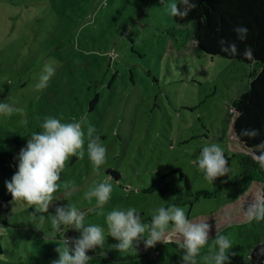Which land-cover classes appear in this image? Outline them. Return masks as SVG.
Instances as JSON below:
<instances>
[{"label":"rangeland","instance_id":"rangeland-1","mask_svg":"<svg viewBox=\"0 0 264 264\" xmlns=\"http://www.w3.org/2000/svg\"><path fill=\"white\" fill-rule=\"evenodd\" d=\"M177 1L0 0V103L23 109L0 114V136L13 153L7 172L0 174V201L7 198L0 209V264L59 260L57 248L64 239L51 222L59 207L74 206L85 213V227L104 230V244L87 252L92 257L87 264H122L111 262V256L134 254L148 231L138 246L117 249L120 241L110 236L106 221L113 210L135 208L141 222L150 225L160 207L183 208L187 218L221 208L203 220L212 225V235L228 223L248 220V204L264 198V187L256 184L231 203L242 186L241 166L228 151L224 132L256 65L200 48L193 25L179 24L170 14L168 5ZM45 65L53 74L38 88L47 75ZM94 89L100 99L89 109ZM47 117L61 123L86 117L85 144L82 158L66 161L60 187L42 213L13 200L6 182L18 171L27 145L13 136L42 129ZM89 126L107 149L99 169L88 156ZM210 144L223 149L231 168L212 182L198 167L203 147ZM178 169L188 176L189 189ZM100 183L111 184L112 192L97 208L96 199H86L85 193ZM60 226L70 231L68 247L74 249L83 229Z\"/></svg>","mask_w":264,"mask_h":264},{"label":"clouds","instance_id":"clouds-1","mask_svg":"<svg viewBox=\"0 0 264 264\" xmlns=\"http://www.w3.org/2000/svg\"><path fill=\"white\" fill-rule=\"evenodd\" d=\"M164 3V0H160ZM180 3L187 7L182 11L176 3L168 5L170 14L173 16L185 17L188 10L196 7L195 3H189V0H180ZM238 33H247L245 28H237ZM221 51H228L222 48ZM231 51L236 52L235 45H232ZM244 57L251 60L253 58V49L247 47ZM47 75L41 77V83L38 88L46 86L47 80L53 74V69L45 65ZM23 112L21 108H12L7 103H0V114L10 116L13 112ZM86 117L81 118V122L61 123L59 119L47 117L41 125L42 131L33 133L28 140L26 147L22 148L19 154L18 171L13 175L10 181L6 182L8 191L13 200H23L28 205H34L36 212H48L49 205L53 200V194L59 189L58 181L61 179V172L64 170L66 161L71 156L83 157L85 132L82 128V122ZM96 129L94 126L87 128V151L92 164L99 169L106 162L107 149L100 143V137L94 135ZM241 136L255 138L259 131L254 129H241ZM264 149V143L256 146ZM253 159L258 162L260 167L264 168V151L259 155L253 153ZM198 167L205 173V178L212 182L219 177L229 174L231 168L228 166V160L224 155L223 149L218 144H210L203 147L198 159ZM112 185L109 183H100L96 187L85 193V198L96 199L97 208H102L110 199ZM248 220H264V198L258 197L248 204L246 208ZM41 221L45 217H40ZM85 213L78 211L74 206L68 210L59 207L56 215L51 217L53 229L60 230V225H71L75 229H83L82 238L74 241L75 247H68L69 240L65 238L62 245L57 248L59 260L53 261V264H87L92 258L87 255L89 250L103 246L104 230L98 226H84ZM108 231L110 236L120 241L115 247L121 251L132 249L134 242L138 246L141 238L148 231L147 238L144 239L145 247H154L158 242H167L172 236L182 238L179 247L184 249L181 259L185 264H197L196 257L201 249L208 243L212 225L203 220H189L183 208L172 206L170 208L160 207L153 214L152 223L145 225L141 222L140 215L135 208L126 211L113 210L106 217ZM171 222V229L169 225ZM215 245L218 251L215 253L212 264H231L227 250L232 247V241L228 236L216 235ZM234 255V253H233ZM207 259V258H205Z\"/></svg>","mask_w":264,"mask_h":264},{"label":"trees","instance_id":"trees-1","mask_svg":"<svg viewBox=\"0 0 264 264\" xmlns=\"http://www.w3.org/2000/svg\"><path fill=\"white\" fill-rule=\"evenodd\" d=\"M189 3H195L196 7L188 10L187 16L183 18L174 16V19L179 24L193 25V37L200 48L210 54L237 58L256 65L251 73L248 88L241 92L233 104L224 130L227 149L232 156L237 157L241 166L238 177L242 186L238 196L231 202L235 203L249 194L248 190L253 185L259 184L264 187V168L253 159V153L259 155L261 151H264L256 147L264 143V0H189ZM176 4L182 11L187 7L181 4L180 0ZM237 28H245L248 31L238 33ZM232 45H235V54L231 51ZM247 47L253 49L251 60L244 57ZM222 48L228 51H221ZM99 99L100 92L96 89L91 91L88 101L89 109H94ZM241 129H256L259 135L255 138L241 136ZM41 131L42 129L38 127L35 130L14 135L13 141L17 144H27L33 133ZM12 158L13 153L7 148L4 138L0 136V174L7 172ZM178 172L189 189L188 176L181 169H178ZM6 200L7 198H4L0 201V209L5 205ZM220 209L188 219L205 220L215 215ZM67 233L70 235V231L65 230L63 226H60L57 232L63 239ZM217 234L228 236L232 241V247L227 250L231 264H264V262L258 263L250 256L252 248L264 241V220L235 221L223 226L210 235L208 243L196 257L197 264H212L213 257L218 251V246L214 243ZM180 243L182 238L176 236H172L167 242H158L150 248H146L144 243L134 254L111 256L114 261L110 259L109 261H121L122 264H185L181 259L185 250L179 247ZM6 264L17 263L7 262Z\"/></svg>","mask_w":264,"mask_h":264},{"label":"water","instance_id":"water-1","mask_svg":"<svg viewBox=\"0 0 264 264\" xmlns=\"http://www.w3.org/2000/svg\"><path fill=\"white\" fill-rule=\"evenodd\" d=\"M141 218V216H140ZM250 256L258 263L264 262V241L257 243L251 250Z\"/></svg>","mask_w":264,"mask_h":264},{"label":"built area","instance_id":"built-area-1","mask_svg":"<svg viewBox=\"0 0 264 264\" xmlns=\"http://www.w3.org/2000/svg\"><path fill=\"white\" fill-rule=\"evenodd\" d=\"M65 238H67L68 240L70 239L68 233H67V235L65 236Z\"/></svg>","mask_w":264,"mask_h":264}]
</instances>
